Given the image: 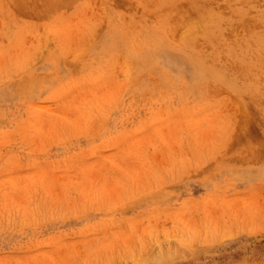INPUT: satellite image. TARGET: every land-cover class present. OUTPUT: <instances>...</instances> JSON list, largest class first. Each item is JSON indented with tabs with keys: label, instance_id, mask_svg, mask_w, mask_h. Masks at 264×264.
<instances>
[{
	"label": "rangeland",
	"instance_id": "obj_1",
	"mask_svg": "<svg viewBox=\"0 0 264 264\" xmlns=\"http://www.w3.org/2000/svg\"><path fill=\"white\" fill-rule=\"evenodd\" d=\"M0 264H264V0H0Z\"/></svg>",
	"mask_w": 264,
	"mask_h": 264
}]
</instances>
